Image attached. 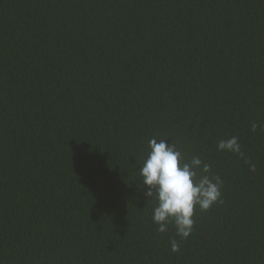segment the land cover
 Segmentation results:
<instances>
[{
	"label": "trees",
	"instance_id": "16d2710c",
	"mask_svg": "<svg viewBox=\"0 0 264 264\" xmlns=\"http://www.w3.org/2000/svg\"><path fill=\"white\" fill-rule=\"evenodd\" d=\"M257 120L264 0H0V264H264ZM153 137L223 181L178 252L140 177Z\"/></svg>",
	"mask_w": 264,
	"mask_h": 264
},
{
	"label": "clouds",
	"instance_id": "9594fccd",
	"mask_svg": "<svg viewBox=\"0 0 264 264\" xmlns=\"http://www.w3.org/2000/svg\"><path fill=\"white\" fill-rule=\"evenodd\" d=\"M264 129V121L250 124L252 132ZM217 150L237 154L245 159L251 172L256 165L245 158L239 137L230 136L217 142ZM144 195L154 203L152 220L158 225V233H165L169 226L175 229L177 239H171V251L178 252L180 244L194 230L197 209L207 212L216 204H222V184L219 175L212 173V166L200 155L187 156L167 139L151 138L147 157L140 168Z\"/></svg>",
	"mask_w": 264,
	"mask_h": 264
}]
</instances>
